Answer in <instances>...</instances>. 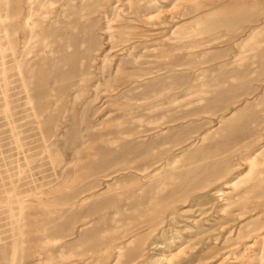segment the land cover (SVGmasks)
I'll use <instances>...</instances> for the list:
<instances>
[{
    "label": "rangeland",
    "instance_id": "rangeland-1",
    "mask_svg": "<svg viewBox=\"0 0 264 264\" xmlns=\"http://www.w3.org/2000/svg\"><path fill=\"white\" fill-rule=\"evenodd\" d=\"M133 1L0 0V264H106L109 237L127 229L126 262L152 233L149 219L162 220L163 206L136 212L152 197L180 207L171 252L264 264V207L218 208L230 220L207 253L209 240L192 235L202 224L184 221L197 218L191 192L264 175V0H151L140 18ZM153 28L160 60L129 64L139 51L130 44ZM142 40L137 53H151L155 41ZM151 169L175 170L157 195L142 181ZM158 240L147 261L172 248Z\"/></svg>",
    "mask_w": 264,
    "mask_h": 264
},
{
    "label": "bare ground",
    "instance_id": "bare-ground-1",
    "mask_svg": "<svg viewBox=\"0 0 264 264\" xmlns=\"http://www.w3.org/2000/svg\"><path fill=\"white\" fill-rule=\"evenodd\" d=\"M152 6H153V2L151 0H145V2H140V0H134L131 3L132 13L134 14V17L137 16L139 18L143 16V13H142L143 11L152 8ZM153 24L155 25V23H153ZM254 29H256V27L250 28L249 31L252 33ZM173 31H174V29H172L171 33ZM146 33L147 34L144 35V37L142 39L148 38V39H152L155 41L153 44H151V47H152L151 50L152 51H151V53L146 54V55L141 54V53L138 54L137 52L141 51L142 48L147 47L145 40L139 39L136 41L135 44H133V42H132L130 45L133 48L137 47L139 50V51H135L136 54H135V52H128V56L130 57L129 64H132L133 66H135L136 64H141V66H142L143 63L150 66V64L156 63L155 61H157L158 59L160 60L161 54L159 52H156L153 48L157 47V44H158L157 41L159 40L161 35L157 36L158 32L155 30V28L151 29V31H147ZM239 35H241V34H239ZM237 36H238V34H237ZM186 37H191V33H187L185 35V38ZM121 41L124 42L125 40H121ZM199 44H201V43H199ZM174 46H172V45L168 46V48L165 51L169 50L171 52L172 50L175 49ZM176 46H177V44H176ZM130 49H131V47H130ZM142 51H145V50L142 49ZM123 58H125V57H123ZM126 59H127V57H126ZM145 59H147V60H145ZM151 69H152V66L148 67L149 71L147 73L145 72V74H150L151 72H153L152 71L153 69L152 70ZM157 71H159V70H157ZM216 161H217V159H216ZM181 170H183V169H181ZM174 171L175 170H173V169H169L166 172L159 173L158 171H155V169H154L151 171L150 174H147L142 181L144 184L148 181L152 182V193L156 194V192L158 191V188L162 184H164L168 180L174 178V176H175ZM176 171H177V169H176ZM178 171H180V170H178ZM188 172H189V169H188ZM140 177H141V175H140ZM237 180L238 179H234V176L233 177L229 176L228 178H226L223 181L224 185L222 186L226 190L220 189L216 186V187L208 188L204 192L203 191L200 192L201 191V189H200V191L199 190L194 191V192H191L189 195H187L188 196L187 200L191 206L190 211H191V213H195L194 216L197 218L195 219L194 217H192V219H189L191 217H187V218H185L184 221L189 222L190 224H192V226H194L195 224H198V223H201L204 226V227H201L202 225L201 226L200 225L194 226V230L192 231V235L195 237V239L197 241H202L204 239V237H205L204 243H206V238L209 240V243L205 245V251L204 252H206V253L209 252V249L215 250V248H214L215 241L218 238L215 231L218 228L223 227L230 220L229 218L226 219V216L218 213V212H220L218 208H222L221 210H226L227 213L230 212V210L231 211L240 210L241 214H243L244 212L254 211L258 207H264V175L260 174V173H256V172L254 173L253 172L249 177L239 181L238 183H236ZM137 189H140V187ZM148 195H149V193H148ZM152 196H154V195H152ZM163 203H164L163 201H157L156 202L155 198L152 197V200L150 201V204H151L150 206L149 205L144 206L143 208L136 210V212L139 214V216H142L145 212L150 211L153 206H156V207L157 206H161V207L163 206L164 210H161V213H159V214H162V213H164V214H163L161 221H158L159 218H157V216L149 219V221H148V224L150 226L149 229H152V233L150 235H148V238L143 242V244L140 247L138 246L139 247L138 253H132L129 256L128 261L120 262V259L123 255L122 254V249H123L122 244L130 241L134 235L128 236V234H126V231H127V229H126V230H122L120 233H114V235H111L109 237V239H111V242H110V244L107 243L105 245V249L103 250V252L108 251L109 254L113 252L114 257L110 261H108L106 264H192L191 262H193L195 259L201 260V258L203 257V253L200 254L202 252V249L194 250L193 246H189V248H187V249H178L176 252H171V251H174V249L176 247L175 245H176L177 240H173L174 236L172 234H170L169 237L166 235H167V232L169 231V229H172V228H170V225H169L171 220H173L171 215H173L175 212L179 211L180 207L173 200L171 203H168V204H163ZM233 206H238L239 208H231ZM227 209H229V210H227ZM196 211H198V212L196 213ZM211 212H213V213L215 212V213H217V215H215V217L212 218L211 216H213V215L206 214V213H211ZM206 215H210V216L206 217ZM164 219L167 221L165 229L160 228V226L158 225V223L162 222ZM163 225H165V224H163ZM235 227L233 229H235ZM256 231H258V228L248 231L247 234L242 235V237L243 238L249 237L253 232H256ZM163 236H165V239L168 243V246L172 247V248H170V250L166 251L169 253L168 254H158V255L152 257L150 261H147L144 258V253L149 249L158 250L159 248H162V244H165V242H163L164 240H162V242H160L158 239L163 237ZM169 238H170V241H168ZM235 243L236 242H232L229 245H233ZM166 247H164V250H166L165 249ZM242 247H243V250H245L248 246H244V244H243ZM160 252H164V251H160ZM230 255H232V254L230 253ZM63 258L64 259H61V261H59V263H33V264H87V262L89 261L88 257L84 258V257H82V255H76L75 258L70 259V260H67V258H65V257H63ZM105 259H106V257H105ZM170 261L173 263H169Z\"/></svg>",
    "mask_w": 264,
    "mask_h": 264
}]
</instances>
